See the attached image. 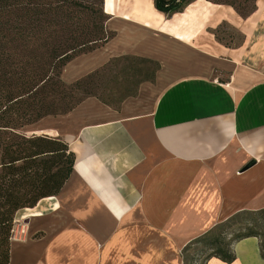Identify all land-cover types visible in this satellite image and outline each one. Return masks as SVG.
Instances as JSON below:
<instances>
[{"label": "crops", "instance_id": "obj_1", "mask_svg": "<svg viewBox=\"0 0 264 264\" xmlns=\"http://www.w3.org/2000/svg\"><path fill=\"white\" fill-rule=\"evenodd\" d=\"M103 9L125 43L107 53L133 49L159 68L120 109L87 98L35 131L68 143L73 171L56 195L17 211L24 226L7 264H184L190 241L264 208V0L246 18L207 0L170 15L153 0ZM222 23L239 43L216 39ZM233 251L230 263L205 264H264L256 237Z\"/></svg>", "mask_w": 264, "mask_h": 264}, {"label": "trees", "instance_id": "obj_2", "mask_svg": "<svg viewBox=\"0 0 264 264\" xmlns=\"http://www.w3.org/2000/svg\"><path fill=\"white\" fill-rule=\"evenodd\" d=\"M94 1L45 0V7L30 2L18 9L11 23L0 24V264H7L9 260L10 236L17 211L56 195L73 171L75 155L62 137L37 134L25 128L41 119L67 114L89 97L112 107L113 98L96 95L90 85L98 71L70 83L62 79L68 62L114 37L105 26L109 15L103 10V0ZM189 1L153 0V5L170 15L181 11ZM207 1L229 5L242 18L256 9L242 11L231 0ZM216 31L217 28L216 39L223 42ZM120 61L128 62L120 75L135 88L118 101L135 95L136 87L143 81H152L159 68L157 62L133 55L113 57L109 62ZM242 215L246 216L245 224L232 242H226L219 235L210 237L217 225L182 249L184 264L187 249L203 239L208 241L198 255H204L201 264L212 257L232 262L234 243L246 237L258 239L260 255L264 258V208L238 212L226 221Z\"/></svg>", "mask_w": 264, "mask_h": 264}, {"label": "rangeland", "instance_id": "obj_3", "mask_svg": "<svg viewBox=\"0 0 264 264\" xmlns=\"http://www.w3.org/2000/svg\"><path fill=\"white\" fill-rule=\"evenodd\" d=\"M231 1H233L236 6L240 7L242 11L245 12L253 7H256V2H257V0H231ZM30 2L37 4L39 6L43 4V6L45 7V0H0V24L7 22L11 23V21H13L16 18L17 14L19 13L18 9L27 7ZM94 2L98 3L99 1L95 0ZM73 10L75 9L72 7V11ZM109 19L106 20L105 26L107 30L113 32L114 37H116L117 34L116 29L118 30L122 29L120 20L116 18L111 20ZM73 21H75V19ZM216 32L223 42L228 43L230 45H236L242 39L239 32H237L235 29H233L226 23H222L221 25H219L217 27ZM114 37L109 40L110 44L108 46H106L107 44L106 43L103 46L91 52L80 54L76 56L74 59H72L70 62H68L66 66L69 63L71 64H69L70 66L66 68V72L63 69L62 79L65 82L70 83L77 79L86 77L89 73L98 71V74L94 76V78L90 82L92 90L96 92L95 94L100 97H104L106 99L113 98L111 99L112 108L120 109L123 101H125L127 98L132 96L125 97L122 101H118V99L121 98L122 96H125L129 90L131 91L134 90L135 87L132 82L125 80L123 78V75H120L121 68L123 67V65H126L128 62L120 61L118 63H110L109 61L111 58L115 56L116 57L120 56L121 54L122 55L131 54L134 56H141V55L137 53H133L134 52L133 49L131 51H128L130 50L128 49L127 50L128 52L126 51L125 53L111 56V54H108L107 51L110 50L112 47L114 48L115 46H120V47L125 46V43H123V41L121 40V36H118L116 38ZM139 85L136 87L135 95H137ZM92 98H96V97H92ZM50 125H52V119L44 118L38 121L37 123L30 125V127L25 128V131L45 130V127H51ZM243 218H246V216L242 215L240 217L234 218L229 221L224 220L222 223H220L217 227L213 229V233L211 234L210 237L219 235V237L224 238L226 242H232L231 240L233 239L235 234L245 224ZM23 226H24V220H15L14 218L12 230L14 229L16 231L18 228H22ZM206 241H208V239H203L198 243H194L187 249V251L185 252V264L202 263V259L204 258V255L202 256L201 255L198 256V255L200 250L203 249Z\"/></svg>", "mask_w": 264, "mask_h": 264}, {"label": "built area", "instance_id": "obj_4", "mask_svg": "<svg viewBox=\"0 0 264 264\" xmlns=\"http://www.w3.org/2000/svg\"><path fill=\"white\" fill-rule=\"evenodd\" d=\"M14 235H15V230L13 229V230L11 231V238H13Z\"/></svg>", "mask_w": 264, "mask_h": 264}, {"label": "water", "instance_id": "obj_5", "mask_svg": "<svg viewBox=\"0 0 264 264\" xmlns=\"http://www.w3.org/2000/svg\"><path fill=\"white\" fill-rule=\"evenodd\" d=\"M32 132H34V133H35V131H32Z\"/></svg>", "mask_w": 264, "mask_h": 264}]
</instances>
